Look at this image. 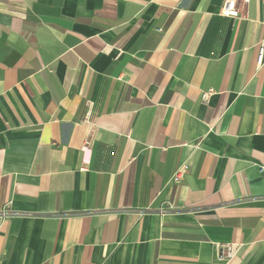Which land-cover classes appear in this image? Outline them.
<instances>
[{"label": "crops", "instance_id": "1", "mask_svg": "<svg viewBox=\"0 0 264 264\" xmlns=\"http://www.w3.org/2000/svg\"><path fill=\"white\" fill-rule=\"evenodd\" d=\"M223 1L0 0V264H264V0Z\"/></svg>", "mask_w": 264, "mask_h": 264}, {"label": "built area", "instance_id": "2", "mask_svg": "<svg viewBox=\"0 0 264 264\" xmlns=\"http://www.w3.org/2000/svg\"><path fill=\"white\" fill-rule=\"evenodd\" d=\"M249 1L250 0H224L220 7L219 13L225 17H240L242 13V9L247 5ZM256 60L258 65H261L264 62L262 43L258 44V53ZM211 92L212 89L203 91L201 95L202 99H206ZM88 120H89V112H87L84 117V121L88 122ZM88 144H89V138L87 137L84 140L82 148L84 149L85 147L88 146ZM260 168L262 170L263 167ZM188 169H189L188 162L186 160L182 161V163H180V165L174 171L171 177V181L179 182L182 179L183 175L188 171ZM161 211L162 210L160 209L159 212ZM6 215H7V211L3 210L0 212L1 219L4 218ZM238 247L239 245L236 243H229L225 245L217 243L215 246V252H216L215 256L217 261L224 262L226 260H229L236 254Z\"/></svg>", "mask_w": 264, "mask_h": 264}]
</instances>
